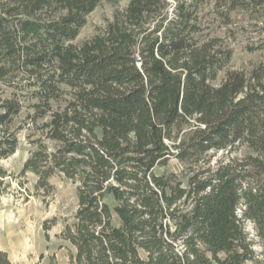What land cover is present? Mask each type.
Here are the masks:
<instances>
[{
  "label": "trees",
  "instance_id": "1",
  "mask_svg": "<svg viewBox=\"0 0 264 264\" xmlns=\"http://www.w3.org/2000/svg\"><path fill=\"white\" fill-rule=\"evenodd\" d=\"M102 1L0 0V160L27 107L42 134L23 171L77 184L68 264H264V60L231 68L205 17L229 24L264 0H130L74 44ZM171 159L186 184L156 171Z\"/></svg>",
  "mask_w": 264,
  "mask_h": 264
},
{
  "label": "rangeland",
  "instance_id": "2",
  "mask_svg": "<svg viewBox=\"0 0 264 264\" xmlns=\"http://www.w3.org/2000/svg\"><path fill=\"white\" fill-rule=\"evenodd\" d=\"M129 1L103 0L88 15L87 23L72 42L81 44L92 37L113 18L117 10H124ZM205 17L206 23L212 27V33L220 35L233 48L231 68H250L264 60V52H250L248 49L249 44H256L264 34V11L250 15L236 10L231 14L230 23L221 26L212 23L210 14ZM28 113L25 107L15 119V127L24 126L18 132L16 152L0 160V166L8 173L9 183L5 193L0 196V248L8 252L12 264H68L72 247L61 233L78 209L77 184L64 174L56 173L50 179L52 188L46 189L37 186L38 176L34 172L23 171L33 148L30 135L32 139H37L42 134L41 129L31 125ZM156 171L167 175L174 171L184 184L187 183V169L177 159H171ZM251 228V223H248L247 229Z\"/></svg>",
  "mask_w": 264,
  "mask_h": 264
}]
</instances>
